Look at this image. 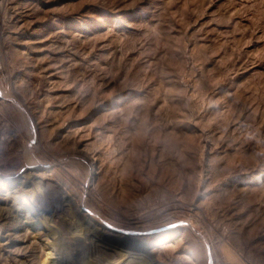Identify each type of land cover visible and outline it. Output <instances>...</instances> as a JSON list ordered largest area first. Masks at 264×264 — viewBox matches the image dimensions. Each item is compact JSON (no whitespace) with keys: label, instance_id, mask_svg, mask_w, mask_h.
<instances>
[{"label":"rangeland","instance_id":"rangeland-1","mask_svg":"<svg viewBox=\"0 0 264 264\" xmlns=\"http://www.w3.org/2000/svg\"><path fill=\"white\" fill-rule=\"evenodd\" d=\"M80 213L152 264H264V0H0V264Z\"/></svg>","mask_w":264,"mask_h":264},{"label":"bare ground","instance_id":"bare-ground-1","mask_svg":"<svg viewBox=\"0 0 264 264\" xmlns=\"http://www.w3.org/2000/svg\"><path fill=\"white\" fill-rule=\"evenodd\" d=\"M38 196L32 202V205L34 206L33 215L35 216L43 217L45 216V213L51 209H58L61 207L60 200L56 199L54 202H45L42 200V197L40 198ZM79 215V218L82 220V226L84 225L82 229L80 228L78 221H75L76 223L74 222L75 225L71 224L72 226L65 223V228L73 229V233L80 232L82 230L83 238L81 241V246H77L74 241H66L64 238L56 236L57 234L59 235L58 229H51L49 234L52 237V242L50 245V254L52 253V255L50 257L53 258H51V261L48 264H152V260L146 256L145 248L142 245L139 248L133 249V251H128L127 249H117L114 251L111 248L109 251L102 248L98 249L90 238L92 235L88 236V233L101 234V232L99 233V230H97L96 226H92L93 223L88 221V219L85 217L86 215L82 213ZM63 222L65 221L63 220ZM63 240L66 244L65 247H62ZM79 248H81V250L77 253L76 250ZM41 264H47L46 260Z\"/></svg>","mask_w":264,"mask_h":264}]
</instances>
